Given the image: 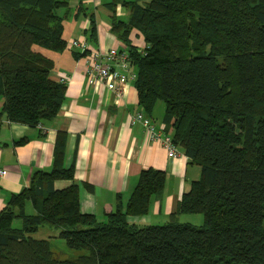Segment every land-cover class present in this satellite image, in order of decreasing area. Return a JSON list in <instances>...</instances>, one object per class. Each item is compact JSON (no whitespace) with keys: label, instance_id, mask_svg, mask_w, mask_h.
I'll use <instances>...</instances> for the list:
<instances>
[{"label":"trees","instance_id":"16d2710c","mask_svg":"<svg viewBox=\"0 0 264 264\" xmlns=\"http://www.w3.org/2000/svg\"><path fill=\"white\" fill-rule=\"evenodd\" d=\"M117 5L129 8L126 19ZM108 7L135 68L138 112L150 118L164 103L172 143L200 177L166 222L140 225L133 219L149 212L166 180L164 171L144 169L125 206L118 202L100 221L80 209L59 132L51 169L34 173L0 211V264H264V0H113ZM69 12L70 0H0L1 114L9 121L38 126L58 113L66 81L52 79L54 62L43 50L65 49ZM134 30L141 48L130 42ZM57 180L72 183L57 189ZM190 214L203 223L184 222ZM40 227L88 253L55 259L50 240L33 236Z\"/></svg>","mask_w":264,"mask_h":264},{"label":"crops","instance_id":"0c3cea01","mask_svg":"<svg viewBox=\"0 0 264 264\" xmlns=\"http://www.w3.org/2000/svg\"><path fill=\"white\" fill-rule=\"evenodd\" d=\"M112 1L70 0V12L64 19L65 49L43 50L54 62L52 79L66 81L64 101L53 119L38 126L9 121L1 114L0 96V170L4 171L0 175V211L13 195L29 185L34 173L51 169L59 132L66 134L63 164L65 167L74 164L80 209L100 221L107 219L118 202L125 206L144 169L162 170L166 180L162 193L152 198L149 212L133 219L140 225L166 222L191 182L200 177V167L180 147L176 146V157H168L160 139H151L139 122L132 123V116L142 110L133 81L122 86L121 97L102 84L87 82L91 52L111 49L127 52L112 30L113 12L108 7ZM115 12L120 19H126L124 8L117 5ZM73 40L86 41L87 53L83 55L78 48H72ZM130 42L139 48L143 46V38L136 30L131 33ZM129 70L135 73L132 65ZM163 115L164 108H157L156 103L149 117L163 135L171 134L163 123ZM71 183L57 180L55 187L61 189ZM201 219L199 214L182 218L193 224Z\"/></svg>","mask_w":264,"mask_h":264},{"label":"built area","instance_id":"2783aa9c","mask_svg":"<svg viewBox=\"0 0 264 264\" xmlns=\"http://www.w3.org/2000/svg\"><path fill=\"white\" fill-rule=\"evenodd\" d=\"M72 48H78L81 52L88 50L86 41L73 40L70 43ZM131 63L127 52H119L115 49L108 51L94 50L89 54V63L86 69V79L90 85L102 84L108 90L114 92L117 97L123 94V85L129 80H134L135 73H130ZM65 81V79H61ZM132 123L139 122L146 129L153 140L160 139L167 150L168 157H176V146L172 143L171 134H162V130L142 112H136ZM4 173L0 170V175Z\"/></svg>","mask_w":264,"mask_h":264},{"label":"rangeland","instance_id":"374dc122","mask_svg":"<svg viewBox=\"0 0 264 264\" xmlns=\"http://www.w3.org/2000/svg\"><path fill=\"white\" fill-rule=\"evenodd\" d=\"M129 2H133L134 0H126ZM142 3V2H140ZM119 8H124L127 12L125 14V18L128 17L129 14V8H126L122 5H118ZM161 107L162 109L164 108V103L162 101L157 102V108ZM200 215V214H199ZM201 216V221L199 223H196L197 225H201L203 223V217ZM185 215H182L181 218H184ZM15 226L20 225V221L16 220L14 222ZM57 230H49L47 227H40L37 232L33 234L34 237L36 238H46L50 240L51 243V250L53 257L58 260H67V259H76L79 255L82 254H87V250H75V249H70L67 245L66 242L57 237L58 232Z\"/></svg>","mask_w":264,"mask_h":264}]
</instances>
